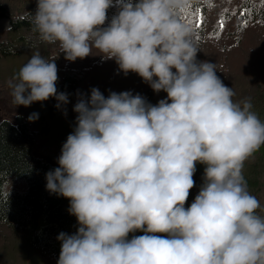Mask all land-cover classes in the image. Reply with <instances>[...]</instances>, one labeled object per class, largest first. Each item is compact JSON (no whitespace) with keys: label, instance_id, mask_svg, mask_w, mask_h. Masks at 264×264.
<instances>
[{"label":"clouds","instance_id":"clouds-1","mask_svg":"<svg viewBox=\"0 0 264 264\" xmlns=\"http://www.w3.org/2000/svg\"><path fill=\"white\" fill-rule=\"evenodd\" d=\"M197 2L206 0H116L119 12L102 28L113 0H37L32 31L58 43L66 60L95 48L167 93L155 106L131 92L78 93L77 127L46 176L47 190L71 201L80 224L59 235L58 264H264L261 205L243 176L264 146V122L250 98L233 101L215 64L197 61L199 38L180 19ZM13 80L17 106L69 103L57 94L56 63L39 52ZM197 163L206 165L204 183L185 208ZM138 230L145 234L129 241Z\"/></svg>","mask_w":264,"mask_h":264},{"label":"trees","instance_id":"trees-1","mask_svg":"<svg viewBox=\"0 0 264 264\" xmlns=\"http://www.w3.org/2000/svg\"><path fill=\"white\" fill-rule=\"evenodd\" d=\"M207 1L190 6L204 14ZM113 5L106 22L111 23L119 12L116 0ZM188 8L180 12V19L187 24L192 18L189 14L188 20L184 19ZM36 11L37 0H0V18L8 19L11 25L10 30L0 32V87H3L0 98L9 100L17 111L15 122L0 116V264H58L62 247L59 235L78 232V219L69 211L71 201L46 187L47 174L60 167L58 160L52 159L53 150L62 152L68 136L77 127L78 113L74 107L78 93L90 99L93 88L99 89L105 98L112 92H131L154 106L167 99L166 92H155L137 73L117 72L116 61L104 59L95 48L84 59L66 60L58 43L43 42L32 31V15ZM229 12H234V20L225 21L222 29L217 25L210 31L207 38L210 52L206 57L197 53L200 59L197 61L215 64L217 76L235 93L233 101L239 103L250 98L252 111L264 122V0H242L240 7ZM192 28L199 38L202 26ZM36 52L56 63L57 94H67L69 103L65 106L58 108L55 97L28 107L13 103L9 81L16 82L13 77ZM33 113L38 118L30 121ZM205 167L196 164L195 185L189 197L195 188L201 189ZM263 175L264 146H261L243 167L247 190L256 198ZM144 234L139 230L131 232L127 239Z\"/></svg>","mask_w":264,"mask_h":264},{"label":"rangeland","instance_id":"rangeland-1","mask_svg":"<svg viewBox=\"0 0 264 264\" xmlns=\"http://www.w3.org/2000/svg\"><path fill=\"white\" fill-rule=\"evenodd\" d=\"M242 0H208L207 1V11L203 14V24H202V32L200 34L198 40L199 52L201 54L200 57H206L210 52V48L207 42V38L210 34V31L217 25H220V22L223 20L224 22L231 23L233 21V13L229 12L233 10V7H240ZM134 2H138V0H134ZM242 10L240 11V15H242ZM239 16V14H237ZM110 22H105L102 28H107L110 26ZM11 27L9 20L6 18H0V32L8 30ZM205 54V55H203ZM197 60H200L199 58ZM119 67H117V72L119 71ZM132 73V72H130ZM119 78V77H118ZM123 84H120V86ZM3 87H0V89ZM124 88H127V85H124ZM65 106V105H63ZM61 112V111H60ZM16 108L14 105L7 99L0 98V116L1 118H6L12 122H15L16 116ZM62 152H57L55 149L53 150L52 159L59 160ZM263 184L261 186L260 191L257 195V200L260 202V209L257 210V214L264 218V175L262 177ZM200 188H195L193 193L185 204V208L190 207V205L194 202L196 196L199 194Z\"/></svg>","mask_w":264,"mask_h":264},{"label":"snow or ice","instance_id":"snow-or-ice-1","mask_svg":"<svg viewBox=\"0 0 264 264\" xmlns=\"http://www.w3.org/2000/svg\"><path fill=\"white\" fill-rule=\"evenodd\" d=\"M185 10H182L184 12ZM191 15V19L188 20V15ZM185 20H188V23L192 25L193 27L199 29L203 24V14L199 12L198 8L195 6H189L187 14L184 16ZM224 21L222 20L220 22L221 29L223 28ZM244 26H247V20H245Z\"/></svg>","mask_w":264,"mask_h":264}]
</instances>
